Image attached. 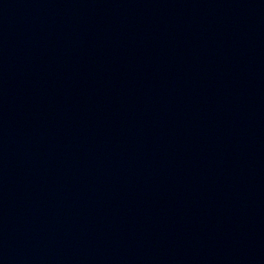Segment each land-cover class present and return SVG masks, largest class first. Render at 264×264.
I'll use <instances>...</instances> for the list:
<instances>
[{
	"label": "water",
	"instance_id": "water-1",
	"mask_svg": "<svg viewBox=\"0 0 264 264\" xmlns=\"http://www.w3.org/2000/svg\"><path fill=\"white\" fill-rule=\"evenodd\" d=\"M0 264H264V0H0Z\"/></svg>",
	"mask_w": 264,
	"mask_h": 264
}]
</instances>
